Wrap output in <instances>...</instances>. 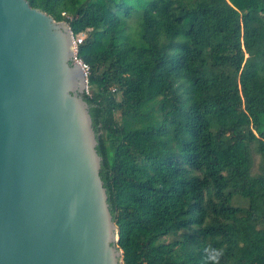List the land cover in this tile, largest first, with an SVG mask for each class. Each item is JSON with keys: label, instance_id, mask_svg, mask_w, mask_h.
<instances>
[{"label": "trees", "instance_id": "16d2710c", "mask_svg": "<svg viewBox=\"0 0 264 264\" xmlns=\"http://www.w3.org/2000/svg\"><path fill=\"white\" fill-rule=\"evenodd\" d=\"M28 1L83 35L123 264H264V0Z\"/></svg>", "mask_w": 264, "mask_h": 264}, {"label": "water", "instance_id": "95a60500", "mask_svg": "<svg viewBox=\"0 0 264 264\" xmlns=\"http://www.w3.org/2000/svg\"><path fill=\"white\" fill-rule=\"evenodd\" d=\"M70 24L0 0V264H123Z\"/></svg>", "mask_w": 264, "mask_h": 264}, {"label": "clouds", "instance_id": "9594fccd", "mask_svg": "<svg viewBox=\"0 0 264 264\" xmlns=\"http://www.w3.org/2000/svg\"><path fill=\"white\" fill-rule=\"evenodd\" d=\"M206 252H208V259L213 262V264H219L220 258L223 255L222 250L219 249H212L208 250L205 249Z\"/></svg>", "mask_w": 264, "mask_h": 264}, {"label": "rangeland", "instance_id": "374dc122", "mask_svg": "<svg viewBox=\"0 0 264 264\" xmlns=\"http://www.w3.org/2000/svg\"><path fill=\"white\" fill-rule=\"evenodd\" d=\"M136 23H135V25H136ZM88 88H89V86H88ZM255 160H256L255 161V166L253 168V171L254 172L258 171V163L260 161V157L257 155L256 158H255ZM235 203H238V204H241V205H247L248 204V200L246 198H243V197H240V196H236Z\"/></svg>", "mask_w": 264, "mask_h": 264}, {"label": "built area", "instance_id": "2783aa9c", "mask_svg": "<svg viewBox=\"0 0 264 264\" xmlns=\"http://www.w3.org/2000/svg\"><path fill=\"white\" fill-rule=\"evenodd\" d=\"M82 40H83V36L82 35H79V36H75V42H76V45L78 46V44L79 43H81L82 42ZM78 58V57H77ZM78 60L80 61V63H81V65H82V67L84 68V70L86 71V73L88 74V72H89V65L88 64H86L83 60H81V59H79L78 58Z\"/></svg>", "mask_w": 264, "mask_h": 264}]
</instances>
